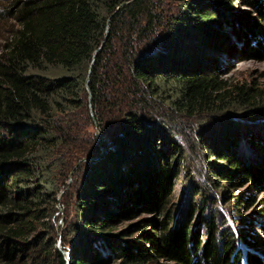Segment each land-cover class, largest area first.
<instances>
[{"label":"trees","instance_id":"trees-1","mask_svg":"<svg viewBox=\"0 0 264 264\" xmlns=\"http://www.w3.org/2000/svg\"><path fill=\"white\" fill-rule=\"evenodd\" d=\"M161 1L1 5L0 18L14 25L0 53V264H264V253L201 188L193 191L201 198L197 206L175 207L174 158L185 128L170 117L243 108L237 119L207 121L194 139L220 163L209 174L216 189L222 176L264 191V90L227 84L216 61L221 49L235 45L239 61L257 54L264 0H239L259 20L234 10V0H179L166 26ZM162 85L175 93L166 115ZM79 116L98 126L102 153L94 137L78 132ZM98 153L76 167L83 176H76L65 205L74 212L61 238L66 261L55 247L53 224L41 219L56 210L55 195L73 163ZM231 198L238 212L240 200ZM141 214L150 215L118 229Z\"/></svg>","mask_w":264,"mask_h":264},{"label":"rangeland","instance_id":"rangeland-1","mask_svg":"<svg viewBox=\"0 0 264 264\" xmlns=\"http://www.w3.org/2000/svg\"><path fill=\"white\" fill-rule=\"evenodd\" d=\"M6 2L7 0H0V7ZM232 6L234 10L239 9L248 11L252 19H260L259 14L255 12L256 10L241 5L239 0L232 1ZM162 8L163 10L165 9V12H163L164 18L162 23L166 26L169 22V15L178 12L179 0H162L160 2V9ZM12 24L14 25V22L4 21L0 18V53L6 44V38ZM220 30L229 34L231 33V28L225 24H222ZM260 46L261 47H259L256 52L258 55H251V58H247L242 61L237 60V51L239 49L238 45H235L230 52L226 49H221L222 54L220 53L219 55L221 56L216 59L220 68L218 73L219 78L227 82V84H246L264 90V44ZM228 62H230V64ZM162 86L164 89V101L163 104H161L160 109L162 112L164 111L166 115L168 114L166 110L169 109L168 101L175 93L173 92L174 87H171L170 85ZM87 101V110L92 116L93 112L91 103L88 98ZM242 109L243 108L239 107L237 104H234L226 112L219 114L204 111L193 116H186L184 113H172V116L170 115V117H173L174 120L177 121L176 123L178 126H184L185 128V135L178 141L180 148L176 151V156L174 158L176 162L175 168L178 169V174L173 179L172 199L176 208L180 206L184 209L187 207L189 202H192L195 206H197L201 198L199 196H194L193 191L201 188L204 194H209L212 197V200L215 203L214 205L220 211L221 216L232 226H235V222H237L239 227L244 231L247 239H249L252 245L255 246L257 252L260 251L264 253V214H262L263 212L261 211L264 209V191L262 188H258V186L251 184L250 182H240L237 179L230 182L224 181L222 176L216 177L220 180L221 184V187L216 189L211 183L209 174H211V172L215 170L217 168L216 166H219L218 164L220 163L215 158L207 154L206 151H199L198 143H196V140L194 139L195 133H197V131H199V129L203 126L209 124L207 121H211L210 123L215 126L218 122L237 119L239 118L240 113H242ZM166 120L168 121V119H165V121ZM79 122L82 123L80 127L81 129L78 130L80 135H83L85 139L94 137L95 143L97 144L95 131L98 130V126L96 123L90 124L89 122H86L85 116L84 118L79 116ZM83 137L81 139H83ZM96 155L90 154L73 163V166L66 175L64 184L60 185V188L55 195L56 203L54 207L56 210L51 216L41 219V221L47 220V222L53 224L56 240L55 247L63 252L66 261L68 260L67 253L69 252L61 248V238L62 234L66 231L67 223L74 217L72 207L71 210L66 208V201H70V196H74L73 194L71 195V193L76 191V176L77 178H81V176H83L82 171L75 172L76 167L81 162L89 163L90 161L96 159L98 156L96 158L89 159L90 157H94ZM85 168L86 167L84 166L83 170ZM230 197H236V199L238 198V200H240L241 205L238 206V212L235 211V205L233 203L234 198L228 200ZM210 209L211 208L204 210V214H208ZM149 215L150 214H141L133 220L120 223L118 225V229L123 233L124 230L129 228L132 222L134 223V221L138 218ZM191 222L193 225L198 223L196 215L193 216ZM200 227H198V230ZM201 229L199 231L203 239L204 230ZM135 235L136 233L132 236ZM238 243L241 246V249L244 250L246 248L239 240ZM108 263L113 264L114 262L111 260Z\"/></svg>","mask_w":264,"mask_h":264},{"label":"water","instance_id":"water-1","mask_svg":"<svg viewBox=\"0 0 264 264\" xmlns=\"http://www.w3.org/2000/svg\"><path fill=\"white\" fill-rule=\"evenodd\" d=\"M107 33H108V28L106 27V29H105V35H104L103 40L101 41L99 47L96 48V49L94 50V52H93V55H92V61H91L90 65H89V69H90V67H91L92 64H93L94 55L96 54V52L101 48V46H102L103 43L105 42V39H106ZM87 79H88V78H86V80H87ZM85 86H86V89H87V92H88V99L90 100V90H89V88H88L87 83L85 84ZM95 135H96V142H97L98 146L100 147V150H101V153H102V152L105 150V148L103 147V145H102L101 142H100V139H99V131H98V130L95 131ZM99 154H100V153H99ZM99 154H98V155H99ZM98 155H96V156H94V157H90L89 159L96 158ZM67 256H68V260H69V257H70V256H69V253H67ZM68 260H67V261H68Z\"/></svg>","mask_w":264,"mask_h":264}]
</instances>
